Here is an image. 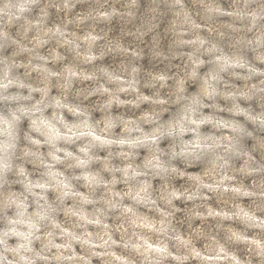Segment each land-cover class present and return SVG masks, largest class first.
I'll return each mask as SVG.
<instances>
[{"label": "clouds", "instance_id": "clouds-1", "mask_svg": "<svg viewBox=\"0 0 264 264\" xmlns=\"http://www.w3.org/2000/svg\"><path fill=\"white\" fill-rule=\"evenodd\" d=\"M0 264H264V0H0Z\"/></svg>", "mask_w": 264, "mask_h": 264}]
</instances>
